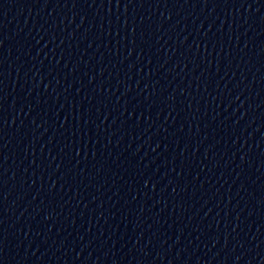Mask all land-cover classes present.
<instances>
[{
	"label": "water",
	"instance_id": "obj_1",
	"mask_svg": "<svg viewBox=\"0 0 264 264\" xmlns=\"http://www.w3.org/2000/svg\"><path fill=\"white\" fill-rule=\"evenodd\" d=\"M0 264H264V0H0Z\"/></svg>",
	"mask_w": 264,
	"mask_h": 264
}]
</instances>
